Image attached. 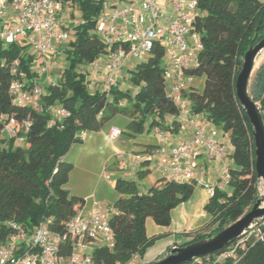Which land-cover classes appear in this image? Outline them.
<instances>
[{
	"label": "trees",
	"instance_id": "trees-1",
	"mask_svg": "<svg viewBox=\"0 0 264 264\" xmlns=\"http://www.w3.org/2000/svg\"><path fill=\"white\" fill-rule=\"evenodd\" d=\"M61 1L75 6L83 22L73 27V37L61 50L64 65L58 80L43 85L41 109L12 102L11 62L18 58L19 69L31 80L35 75L30 64L32 56L23 46L0 43V119L13 118L16 130L15 136L6 138L0 122V238L10 232L6 221L21 224L28 233L45 222L52 233L66 234L68 220L84 203L65 187L73 165L63 159L73 143L81 142L79 132L98 131L117 114L128 118L123 132L129 137L155 127L169 133L179 128L177 107L166 96L163 42L155 41L148 57L130 70L128 83L136 86L134 92L129 88L113 89L109 95L101 90L91 92L86 86L88 66L106 53L105 42L94 32L96 19L110 0ZM193 24L202 48L196 65L185 69V73L202 79L203 84L201 88L194 82L190 84L185 97L193 114H203L229 138L232 165L228 168L227 190L214 188L203 206L209 217L206 226L215 227L208 233H196L178 246L217 233L249 210L259 196L252 127L236 97L235 80L248 45L264 37V3L196 0ZM249 93L264 120V61L251 76ZM50 106H61L68 115L54 118L50 124ZM17 137H23L19 144H15ZM155 147L144 152H152ZM139 165L143 168L137 171V180H115L118 197L108 218L113 242L111 246L93 245L92 264H129L134 256L141 257L158 238L147 235V218L156 225L168 226L171 210L187 201L197 185L195 180L161 176L142 191L138 180L151 170L148 160ZM236 239L202 256L203 264L214 261ZM171 248H167V254ZM71 251L72 241L67 237L59 243L57 255L66 258ZM228 263H232L230 259ZM234 264H264V241L248 245Z\"/></svg>",
	"mask_w": 264,
	"mask_h": 264
},
{
	"label": "built area",
	"instance_id": "built-area-1",
	"mask_svg": "<svg viewBox=\"0 0 264 264\" xmlns=\"http://www.w3.org/2000/svg\"><path fill=\"white\" fill-rule=\"evenodd\" d=\"M65 4L61 0H0V43L17 44L26 48L32 56L30 62L34 77L30 80L19 69V59L11 62L14 78L10 83L11 100L16 104H29L41 109L39 99L43 94L40 78L48 74L57 56L69 40V30L82 23L80 19L72 24H61L59 19ZM196 0H114L108 1L96 19L94 32L105 42L106 53L88 66L86 86L92 77L96 81L103 77L101 91L109 95L120 88L122 70L128 61H144L155 41L164 44L165 62L163 77L166 96L173 100L178 116L191 129L187 140L170 144L168 134L159 129L152 131L159 137V144L152 152H130L132 163L142 160L149 163L156 159L160 173L175 180H193L196 166L195 153L203 149L210 157L223 162L226 149L214 138V131L205 133L196 115L190 111L185 97L195 78L185 73V69L195 66L202 42L193 20ZM129 75L127 76V79ZM49 82H52L49 80ZM95 87V86H94ZM92 87V88H94ZM91 88V89H92ZM95 90H91L94 92ZM47 110L54 118L68 115L61 106H50ZM1 132L6 138L15 136L13 118L1 120ZM122 131L112 126L106 133L109 141L116 140ZM21 143L23 137H17ZM108 178L109 176L105 174ZM228 167L222 166L220 183L228 182ZM209 196L215 186L205 185ZM114 212V208H113ZM107 209L96 204L90 214L81 211L67 222L66 234L52 233L45 222H41L30 233L15 221L4 222L10 232L0 238V264H92L93 245L111 246L113 239L108 223ZM72 241V251L66 258L58 257L59 243L66 238ZM264 241V217L253 222L234 243L220 252L214 261L205 264H234L248 245ZM185 264H203L197 257Z\"/></svg>",
	"mask_w": 264,
	"mask_h": 264
},
{
	"label": "crops",
	"instance_id": "crops-1",
	"mask_svg": "<svg viewBox=\"0 0 264 264\" xmlns=\"http://www.w3.org/2000/svg\"><path fill=\"white\" fill-rule=\"evenodd\" d=\"M110 1L113 2L114 0ZM161 1L165 2L166 0ZM259 1L264 3V0ZM61 13L59 19L64 26L67 21L65 17L61 16ZM134 64L135 62L128 61L124 66L120 89L125 90L129 88L128 85H126V80H128L127 76L130 74V70L133 68ZM86 79H90L88 74ZM91 79L92 80L87 83L89 91L101 90L103 88V77H99L96 81L93 77ZM202 84V79L196 78L194 80V85L197 87L201 88ZM196 118L203 126L205 133L208 134L213 130L216 141L226 149V155L223 162L210 157L201 148L197 149L195 153L196 166L193 169V180L202 186L201 194L199 193L197 196L196 202L198 204L197 206H200L202 209L199 215L201 217H206L207 215L203 210V206L210 196L205 185H213L215 188L227 190V183H220L219 176L223 165H226L228 168L232 165V147L229 138L222 132V130L207 120L203 114H197ZM177 120L179 122L178 130L173 133L166 132L169 136L170 144H176L179 140H187L191 135L190 126L187 123H183L179 117H177ZM127 122L128 118L126 116L117 114L107 121L98 131L79 132L77 136L80 138L81 142L73 143L63 158L64 160L71 162L73 165L65 187L71 195L83 198L84 203L80 211L85 215L90 214L91 211L94 210L96 204H101L103 208L108 211L105 217L108 218L111 216L113 213V203L118 197V193L114 188L116 178L122 177L125 179L137 180L136 173L139 169L143 168L141 165L130 161L129 153H141L160 143L159 137L152 130L145 132L138 137L127 136L128 138L126 139H120L119 136L114 141H109L107 139L106 133L110 127L116 126L121 129L123 133ZM15 144H19V142L16 140ZM148 168L151 170L150 174L145 178L138 180L139 189L142 191H145L153 183L151 182L146 188L142 184L145 179H148V177L151 176V173L155 174V179L164 176L157 169L156 159L150 161ZM105 174L109 177L107 178ZM195 191L196 187L193 194ZM191 198L192 196L187 201L179 204L171 210V219L173 216H176L179 220L183 219L185 221V218H187L190 212V205H188L187 202ZM148 221L149 219L147 218L146 224ZM192 223L193 222L191 221L187 222L185 225H182L184 226L182 231L177 229L173 230L171 233L184 232V234H186L195 230L194 228H196L197 223L195 222L194 225H192ZM169 245L174 247L177 244L175 240H171ZM167 248L168 247H166V249Z\"/></svg>",
	"mask_w": 264,
	"mask_h": 264
},
{
	"label": "water",
	"instance_id": "water-1",
	"mask_svg": "<svg viewBox=\"0 0 264 264\" xmlns=\"http://www.w3.org/2000/svg\"><path fill=\"white\" fill-rule=\"evenodd\" d=\"M264 51V37L251 42L245 50L242 64L235 80V93L252 127L254 143L255 173L258 182H264V120L251 99L249 83L257 67V58ZM264 217V193L256 198L252 206L241 217L220 231L183 246L172 247L168 254L156 261L145 264H185L192 259L213 253L240 237L255 221Z\"/></svg>",
	"mask_w": 264,
	"mask_h": 264
},
{
	"label": "rangeland",
	"instance_id": "rangeland-1",
	"mask_svg": "<svg viewBox=\"0 0 264 264\" xmlns=\"http://www.w3.org/2000/svg\"><path fill=\"white\" fill-rule=\"evenodd\" d=\"M61 16L66 18L68 24H72L73 22H76L81 18L80 11L75 6H69V5L64 6ZM71 33L72 30H69V38L73 37ZM54 61L55 64L49 70L48 74H45L40 78V81L43 85L48 84L49 80L55 82L59 78L60 67H63L64 65V58L61 52L57 56H55ZM262 61H264V51L257 58L256 61L257 67ZM134 62L135 61H133V63ZM126 85H128L131 92H134L137 89L136 86L129 84L128 80H126ZM123 133H121L120 139L128 138L127 137L128 135L126 133L124 134ZM136 136L138 137L139 135ZM154 175H155L154 173H151V176H149L148 179H145L143 181L142 184L144 185L145 188L148 187V185H150V183L155 180ZM201 190H202V186L200 184H197L195 193L192 195V198L187 202V204L190 205V212L187 218H185V221L183 219L179 220L176 216H173L168 226H160V225H156L151 218H148L149 221L146 224L147 234L149 237L158 236V238H156L154 243L146 249V251L141 257L134 256L129 264H145L156 261L167 255L166 247L168 248L171 247V245H169V242L171 240H175L176 244L178 245L184 243L185 241L191 240L196 233H208L212 231V229L215 226H209V225L206 226V223L209 221V217L208 216L201 217L199 215L202 209L200 208V206H197L198 204L196 202V198L201 192ZM258 193L259 196L264 193L263 181L258 182ZM190 221L193 222L192 225H194L195 222L197 223L196 228H194L195 230L188 232L187 235L184 234V232L171 233L173 230H177V229L182 231L184 227L182 225H185L187 222Z\"/></svg>",
	"mask_w": 264,
	"mask_h": 264
}]
</instances>
